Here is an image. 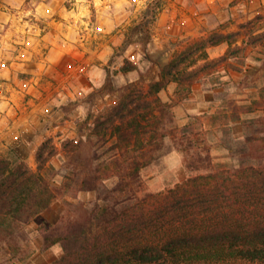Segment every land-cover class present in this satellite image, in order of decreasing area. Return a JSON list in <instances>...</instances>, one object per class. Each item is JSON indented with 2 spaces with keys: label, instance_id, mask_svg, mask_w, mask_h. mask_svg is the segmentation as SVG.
Listing matches in <instances>:
<instances>
[{
  "label": "rangeland",
  "instance_id": "374dc122",
  "mask_svg": "<svg viewBox=\"0 0 264 264\" xmlns=\"http://www.w3.org/2000/svg\"><path fill=\"white\" fill-rule=\"evenodd\" d=\"M234 32L236 43L207 48L209 60L232 53L225 61L191 86L171 82L158 94L169 106L166 128L191 124L214 167L234 163L246 134L264 128V43L252 44L264 33V0H0V157L36 170L37 147L51 139L57 149L42 171L56 198L0 240V264H50L62 254L59 244L44 249L40 226L97 203L101 189L79 182L119 152L114 137L94 134V120L126 87L147 89L194 42ZM135 156L149 160L134 184L138 195L205 172L187 170L170 136Z\"/></svg>",
  "mask_w": 264,
  "mask_h": 264
},
{
  "label": "trees",
  "instance_id": "16d2710c",
  "mask_svg": "<svg viewBox=\"0 0 264 264\" xmlns=\"http://www.w3.org/2000/svg\"><path fill=\"white\" fill-rule=\"evenodd\" d=\"M237 35L214 33L194 42L161 69L160 80L147 89L126 87L119 100L96 117L94 134L102 140L114 137L112 149L119 157L98 165L79 182L82 189H101L92 208L40 226L44 249L55 244L62 248L50 264H264V128L246 134L241 148L231 152L234 163L214 167L208 148L196 143L198 133L191 124L166 128L169 106L158 96L169 83L191 86L225 61L228 53L209 60L207 48L232 45ZM263 43L264 33L252 42ZM168 136L184 153L187 170L205 172L166 191L138 195L134 184L149 160L141 162L135 154ZM56 152L51 139L42 142L35 152L36 170L22 160L0 157V240L56 198L42 172ZM113 176L116 185L105 187Z\"/></svg>",
  "mask_w": 264,
  "mask_h": 264
},
{
  "label": "crops",
  "instance_id": "0c3cea01",
  "mask_svg": "<svg viewBox=\"0 0 264 264\" xmlns=\"http://www.w3.org/2000/svg\"><path fill=\"white\" fill-rule=\"evenodd\" d=\"M19 65H20V67H21V66H23V67H24L26 64L22 63V64H19Z\"/></svg>",
  "mask_w": 264,
  "mask_h": 264
}]
</instances>
